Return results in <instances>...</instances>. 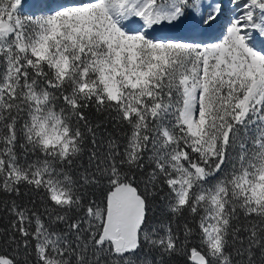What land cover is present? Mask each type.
Returning <instances> with one entry per match:
<instances>
[{"label":"snow or ice","instance_id":"6c2138e0","mask_svg":"<svg viewBox=\"0 0 264 264\" xmlns=\"http://www.w3.org/2000/svg\"><path fill=\"white\" fill-rule=\"evenodd\" d=\"M0 264H264V0H0Z\"/></svg>","mask_w":264,"mask_h":264},{"label":"rangeland","instance_id":"374dc122","mask_svg":"<svg viewBox=\"0 0 264 264\" xmlns=\"http://www.w3.org/2000/svg\"><path fill=\"white\" fill-rule=\"evenodd\" d=\"M30 2H31V0H30ZM29 11H33V9L30 8Z\"/></svg>","mask_w":264,"mask_h":264}]
</instances>
